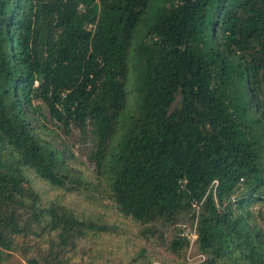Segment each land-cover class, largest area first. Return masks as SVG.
<instances>
[{"label":"trees","instance_id":"16d2710c","mask_svg":"<svg viewBox=\"0 0 264 264\" xmlns=\"http://www.w3.org/2000/svg\"><path fill=\"white\" fill-rule=\"evenodd\" d=\"M54 130L90 142L95 180ZM94 193L143 240L171 226L175 264L186 220L197 264H264V0H0V264H88L86 240L130 242L61 201Z\"/></svg>","mask_w":264,"mask_h":264},{"label":"rangeland","instance_id":"374dc122","mask_svg":"<svg viewBox=\"0 0 264 264\" xmlns=\"http://www.w3.org/2000/svg\"><path fill=\"white\" fill-rule=\"evenodd\" d=\"M148 13L145 12L141 16V21L139 22L135 33L133 34L127 54V64H126V77L124 82V88L126 92L125 96V105L120 113V116H126L131 109V102L136 98V92L134 89V76L135 69H133V53L132 49L137 43L142 30L144 29L145 19L147 18ZM54 133L59 139H61L69 150L74 155V158L80 164V168L83 173L88 174L92 180H95V174L93 172L92 164L87 160V155L90 150V142H87L83 137L76 131L70 132L68 136H63L58 131L54 130ZM46 196L48 198L54 197L53 199H59L60 192H52L51 190L46 191ZM93 198H83L81 197H65L61 196V201L66 206H70L78 212V216H82L87 219H92L94 221H105L110 223L111 221L116 224L117 232L124 233L123 235L128 236L130 242L122 243V237H117L113 239H93L86 240L88 242L87 253L84 257H87L88 264H144V260L136 256V253L139 248H143L146 251V255L150 257L149 264H175L176 261L174 256L168 254L165 251V247L161 244L159 240V233L162 232L164 238L169 237L172 234L173 229L171 226L160 227L158 226L157 232L154 235H150L148 240H143L135 234L138 232L135 225L131 224L128 219H122L116 215L113 209L112 203L103 195L93 194ZM253 214L256 217V223L259 225L260 229L264 234V203L256 204L252 207ZM115 219V221H113ZM185 222L186 226L190 227V230L193 228V222ZM138 237V238H137ZM189 238V237H188ZM187 246L183 253V256L179 258L178 264H185L186 257L193 258L190 262H195L199 254L194 250L192 240L187 239ZM190 240V241H189ZM83 242L79 243V247ZM97 244V245H96ZM98 249L96 250V248ZM78 247V248H79ZM84 251V250H83ZM81 256L80 250L76 253V257ZM196 256V257H195ZM195 257V258H194ZM5 264H26L21 254L18 251H14L11 255L9 261ZM194 264V263H193Z\"/></svg>","mask_w":264,"mask_h":264},{"label":"built area","instance_id":"2783aa9c","mask_svg":"<svg viewBox=\"0 0 264 264\" xmlns=\"http://www.w3.org/2000/svg\"><path fill=\"white\" fill-rule=\"evenodd\" d=\"M215 185H216V181L215 180H212L211 183H210V185L207 188L206 193L208 191H211L212 193H214ZM197 206H198L197 204H192V207L194 208L195 211L197 210ZM180 236H184L187 239L190 238V240L193 241L195 239V224H194V222H193V228L191 230H190V227L189 226L182 227V230L180 231ZM196 256L198 257V259L195 262L194 261L193 262H190V261H192L193 258L186 257V263L185 264H193V263L194 264H197V263H200V262H202L204 260V255L203 254L199 253Z\"/></svg>","mask_w":264,"mask_h":264}]
</instances>
